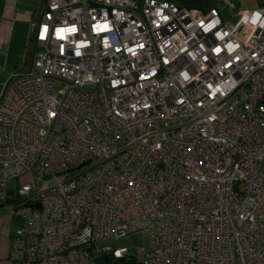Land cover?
I'll return each mask as SVG.
<instances>
[{"label":"built area","instance_id":"built-area-1","mask_svg":"<svg viewBox=\"0 0 264 264\" xmlns=\"http://www.w3.org/2000/svg\"><path fill=\"white\" fill-rule=\"evenodd\" d=\"M228 11L46 0L0 97V203L40 183L15 188L13 260L95 264L147 232L144 264H264V7Z\"/></svg>","mask_w":264,"mask_h":264},{"label":"crops","instance_id":"crops-1","mask_svg":"<svg viewBox=\"0 0 264 264\" xmlns=\"http://www.w3.org/2000/svg\"><path fill=\"white\" fill-rule=\"evenodd\" d=\"M261 2L260 7H263L264 2ZM45 4L46 0H0V97L10 76L34 60L37 50L34 32L44 14ZM18 181H15V188ZM7 205V201L0 203V264H23L10 255L12 243L25 222Z\"/></svg>","mask_w":264,"mask_h":264},{"label":"rangeland","instance_id":"rangeland-1","mask_svg":"<svg viewBox=\"0 0 264 264\" xmlns=\"http://www.w3.org/2000/svg\"><path fill=\"white\" fill-rule=\"evenodd\" d=\"M261 1L264 2V0H217V3L219 8L224 11V19L227 20L230 18V21L234 23L236 22L237 18L235 16L230 17L231 12L228 11V6L235 5L237 10H253L260 7ZM62 86L63 85L61 83H56V91L60 90ZM15 181L11 185L12 188H15ZM28 184L33 186L34 191L38 190L40 187V183H38L35 176L32 175L24 176L18 181L19 187ZM109 245H112L118 249L130 250V253H137L151 246V238L147 232H139L131 234L125 239L110 243Z\"/></svg>","mask_w":264,"mask_h":264},{"label":"trees","instance_id":"trees-1","mask_svg":"<svg viewBox=\"0 0 264 264\" xmlns=\"http://www.w3.org/2000/svg\"><path fill=\"white\" fill-rule=\"evenodd\" d=\"M137 1L142 2L143 0H137ZM163 1L175 3L179 6L186 7V8H196V9H201L204 11H210L212 9H219L217 0H163ZM25 176H28V175H25ZM33 176H35V178H36V175H33ZM20 179H18V180H20ZM12 183H11V185H12ZM17 187H19V186L17 185ZM14 193H15V195H14ZM16 194L17 193H16L15 189L14 190L10 189L9 195L7 197V202H8L7 206H8V209L10 211L13 209L14 206L19 207V206H21L22 201H26L25 199H23V197L16 196ZM14 197H16V199ZM35 197H36L35 194L31 195L28 198V201L30 203H33V202L35 203ZM17 237H18V235L16 236V238ZM127 237H125V238H127ZM125 238H123V239H125ZM120 240H122V239H120ZM114 242H117V241H114ZM110 243H113V242H110ZM103 244L104 243H100L96 247H98L100 249V247ZM112 247H114V246H112ZM114 249H118V248L114 247ZM121 250H125V249H121ZM93 259H94L95 264H144V262L140 259L139 253L138 252L137 253H130V250H127L126 255H124L122 258H116L112 254L106 255V254H103L101 252V250H98L97 252L93 253Z\"/></svg>","mask_w":264,"mask_h":264},{"label":"snow or ice","instance_id":"snow-or-ice-1","mask_svg":"<svg viewBox=\"0 0 264 264\" xmlns=\"http://www.w3.org/2000/svg\"><path fill=\"white\" fill-rule=\"evenodd\" d=\"M46 31H47V28L44 29V32H46ZM61 31H62V30H61ZM44 32L41 33V38H43V36H44ZM117 255H119V253H118Z\"/></svg>","mask_w":264,"mask_h":264},{"label":"water","instance_id":"water-1","mask_svg":"<svg viewBox=\"0 0 264 264\" xmlns=\"http://www.w3.org/2000/svg\"><path fill=\"white\" fill-rule=\"evenodd\" d=\"M37 208H39V207H37Z\"/></svg>","mask_w":264,"mask_h":264}]
</instances>
